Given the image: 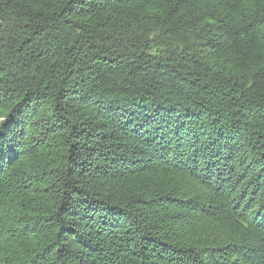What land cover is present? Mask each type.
<instances>
[{
    "label": "trees",
    "instance_id": "obj_1",
    "mask_svg": "<svg viewBox=\"0 0 264 264\" xmlns=\"http://www.w3.org/2000/svg\"><path fill=\"white\" fill-rule=\"evenodd\" d=\"M1 99L0 264H264V0H0Z\"/></svg>",
    "mask_w": 264,
    "mask_h": 264
},
{
    "label": "rangeland",
    "instance_id": "obj_2",
    "mask_svg": "<svg viewBox=\"0 0 264 264\" xmlns=\"http://www.w3.org/2000/svg\"><path fill=\"white\" fill-rule=\"evenodd\" d=\"M3 102L4 100L1 99L0 106ZM40 155L41 153H38L36 156L37 157L36 160L27 163L26 166L23 167L24 172L28 171L25 173V175L33 177L35 180L41 178L40 176L44 173V169H46L48 165V161L47 162L44 161L42 156ZM241 174L244 175L243 172ZM235 177L236 175L233 178V184L237 183L235 182ZM241 179L242 177L240 176L239 181ZM170 180H171L170 177L164 176L160 172L154 171L153 173H150V174L149 173L136 174L132 176L131 179H127L119 183L117 185V188L120 186L121 187L120 189H122L121 191H125L129 188H132L133 190H136L137 193L138 192L141 193V191L143 192V190H146V193H147L149 190H152L154 188L156 189V187L165 189V186L169 183ZM20 181H24V180H21V179L17 180V182H20ZM263 182L264 180L260 182L257 181V185H262ZM13 183H15V180L11 181L10 183L8 180L7 185L10 189ZM231 185L232 183L228 184V186H231ZM2 186H3V181L0 183V187ZM20 187H22V185H20ZM20 192H24V195L22 194V196L20 197L22 201H17L13 205V208H10L7 210V213L8 215L11 216V218H9V220L7 221V224H6L7 234L4 235L5 238L2 239L3 241L11 242L12 239H15V237H13L12 235V232H8V231L17 232L18 236L21 237L23 240H33L34 237H37V235L36 236L34 235L35 229L30 228L31 226H35L34 222H36V217L34 219L30 218L27 213L29 212L30 209H32L33 212L37 213L39 207L44 208L46 207V205L44 204L42 197L36 195V198H34L33 193L30 192V194H27L24 189H22ZM5 193H7V191H5ZM49 206L50 204H47V209H49ZM23 208L25 209L24 211H23ZM215 209L216 207H214L212 204L204 205L201 209V216L206 215V214L213 215L215 213ZM223 222L228 223L224 221V219H219L217 224H211V225L209 222L204 221V222H201V228L206 232L209 231V226H211L210 231H218V229L221 228L220 234H224V233L229 234V232L231 231L233 227V231L231 232H233V234L236 232L232 224H231L232 227H227V228L223 227L222 226ZM6 249H7V245H6L5 250Z\"/></svg>",
    "mask_w": 264,
    "mask_h": 264
}]
</instances>
